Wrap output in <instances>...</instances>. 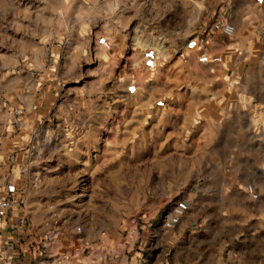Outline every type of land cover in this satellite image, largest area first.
<instances>
[{"label":"rangeland","instance_id":"obj_1","mask_svg":"<svg viewBox=\"0 0 264 264\" xmlns=\"http://www.w3.org/2000/svg\"><path fill=\"white\" fill-rule=\"evenodd\" d=\"M208 3L0 0L25 264H264V51L205 62Z\"/></svg>","mask_w":264,"mask_h":264},{"label":"crops","instance_id":"obj_2","mask_svg":"<svg viewBox=\"0 0 264 264\" xmlns=\"http://www.w3.org/2000/svg\"><path fill=\"white\" fill-rule=\"evenodd\" d=\"M217 12V22L209 30L210 37L206 39L197 51L205 62L218 64L224 70V63H231L232 53L249 51H264V0H207ZM229 21L234 26L231 35L224 34L221 29L223 21ZM241 36H250L247 42ZM241 55L237 54L236 58ZM244 58V57H242ZM27 210H25L26 214ZM24 213L7 212L0 218V261L7 260L8 264H25L21 245L22 231L25 228L22 219ZM22 218V219H21ZM19 223V224H18ZM21 250V252H20Z\"/></svg>","mask_w":264,"mask_h":264},{"label":"built area","instance_id":"obj_3","mask_svg":"<svg viewBox=\"0 0 264 264\" xmlns=\"http://www.w3.org/2000/svg\"><path fill=\"white\" fill-rule=\"evenodd\" d=\"M222 32L227 35H231L234 32V26L227 20L222 22L221 25ZM14 207V201L9 198H0V218L3 216L4 212L12 209ZM2 241V237L0 235V243ZM0 264H8L6 260H1Z\"/></svg>","mask_w":264,"mask_h":264}]
</instances>
